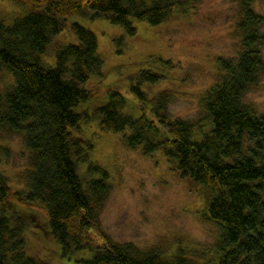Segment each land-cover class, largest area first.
I'll list each match as a JSON object with an SVG mask.
<instances>
[{"label": "trees", "instance_id": "obj_1", "mask_svg": "<svg viewBox=\"0 0 264 264\" xmlns=\"http://www.w3.org/2000/svg\"><path fill=\"white\" fill-rule=\"evenodd\" d=\"M10 1L22 11L11 24L0 19V71L14 75L0 92V128L23 135L30 169L24 190L12 189L0 174V264H45L27 253L30 226L53 234L64 255L92 251L73 264H264V113L244 101L264 73V17L254 0H239L241 50L220 59L222 76L203 93L206 128L172 117L169 92L149 96L142 84L156 81V72L141 70L130 85L103 82L97 36L72 20L104 17L134 34L135 20L159 24L183 0ZM63 30L70 41L56 50L55 65L44 64L40 55ZM94 99L92 111L76 110ZM130 100L138 115L128 109ZM94 118L102 130L123 133L129 148L146 155L162 150L182 176L203 186L202 216L220 227L210 252L179 247L164 254L103 232L109 174L92 163L88 169L99 177L84 182L78 173L94 146L82 124Z\"/></svg>", "mask_w": 264, "mask_h": 264}, {"label": "rangeland", "instance_id": "obj_2", "mask_svg": "<svg viewBox=\"0 0 264 264\" xmlns=\"http://www.w3.org/2000/svg\"><path fill=\"white\" fill-rule=\"evenodd\" d=\"M252 6L264 17V0H254ZM21 11L14 2L0 0V19L5 24H11ZM241 16L239 0H183L159 24L135 20L134 34L104 17L77 16L72 20L96 34L97 52L103 60V82L130 85L141 70L156 72L159 76L156 81L142 84L149 96L169 92L167 109L172 117L191 120L206 128L203 93L222 76L220 59H234L241 50L242 36L238 29ZM261 32L264 35V23ZM69 41L67 30L57 34L40 55L41 61L55 65L56 50ZM12 82L14 75L1 70L0 92ZM244 101L257 113H264V73L244 95ZM98 102L94 99L76 110L92 111ZM128 109L134 115L139 114L132 100ZM82 127L94 146L89 160L78 163L79 175L84 182L100 176L90 173L89 163L109 174L111 190L99 215L105 234L117 242H133L144 250L156 247L164 254L179 247L204 253L216 246L220 227L202 216L201 184L182 176L162 150L146 155L141 148H129L123 133L102 130L96 118ZM29 169V151L23 135L0 128V174L6 176L12 189L24 190ZM27 211L38 210L27 208ZM40 215L45 218L42 212ZM24 237L28 255L45 264H73L92 255L90 250L64 255L53 234L38 226L28 227Z\"/></svg>", "mask_w": 264, "mask_h": 264}]
</instances>
